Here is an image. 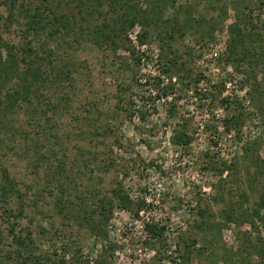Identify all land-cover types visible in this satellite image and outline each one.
Wrapping results in <instances>:
<instances>
[{"label":"rangeland","instance_id":"1","mask_svg":"<svg viewBox=\"0 0 264 264\" xmlns=\"http://www.w3.org/2000/svg\"><path fill=\"white\" fill-rule=\"evenodd\" d=\"M179 1L191 4L198 0ZM74 5L73 0L61 1L65 12H75ZM197 10L208 20L203 0ZM0 14L6 15L2 6ZM76 19L86 24L77 13ZM22 22L17 15L10 22L2 19L0 38L18 44ZM230 22L229 11L211 39L203 35L208 32V24H204L199 32H187L173 41L172 49L181 63L178 73L184 78L174 76L170 82L159 73L162 64L154 37L141 46L133 40L138 27L128 32L138 63L129 60L124 51L94 46L81 31L76 32L78 43H49L74 69L71 82L63 85L69 95L67 105L58 106L53 114L52 104L58 98L51 90L32 103L34 112L26 106L17 108L0 126V177L5 169L21 191H27L25 216L16 220V232L31 231L34 251L48 257L47 263L95 264L103 255L108 264H167L153 258L158 249L174 260L173 264H180V249L186 242L192 252L184 264H223L213 260V249L234 254L254 238L256 232L241 218L227 223L219 233L208 227L211 221H221L222 211L233 209L238 214L244 207L251 208L264 187V174L254 171L242 153V145L249 143V155L256 153L264 159V126L251 105L242 74L224 60ZM157 77L162 81L159 88L171 87L166 96L160 91L159 98L154 96ZM223 97L237 99L243 107L238 135L223 127L224 117L232 112L220 102ZM106 127L109 131L99 134ZM176 130L187 136L186 145L172 144ZM254 141L257 144H252ZM86 156L92 164L110 160L112 165L107 171L97 166L86 171ZM59 160L75 181L70 180L76 192L89 189L97 199L109 197L111 188L121 183L132 201H143L139 218L114 208L104 232L98 235L56 215L49 194L36 208L31 203L32 191L45 185L46 176ZM222 163L225 172L220 176ZM50 189L56 193L53 185ZM242 193L247 201H242ZM17 204L11 202L12 207ZM200 209L207 211L206 218L200 216ZM261 216L258 231L264 242V210ZM148 220L164 227L162 242L146 237L143 222ZM5 227L0 222L3 235ZM191 240L196 241L194 245ZM7 241L4 237L0 244L3 253L12 248L7 247ZM255 261L250 257L251 263Z\"/></svg>","mask_w":264,"mask_h":264},{"label":"trees","instance_id":"2","mask_svg":"<svg viewBox=\"0 0 264 264\" xmlns=\"http://www.w3.org/2000/svg\"><path fill=\"white\" fill-rule=\"evenodd\" d=\"M62 0H0V6L4 7L6 15L0 14L2 19L10 22L19 16L21 24V40L18 44L9 43L0 38V126L4 125L7 117L22 106L29 107L34 101L45 97V93L52 90L57 95L52 104L53 114L57 107L67 105L68 93L63 87L65 82H71L74 72L72 63L64 62L56 55V51L49 45L52 40L71 45L78 43L77 31H81L86 40L97 47L107 46L114 52L124 51L127 58L134 63L140 59L135 55L134 48L128 39V32L138 27L135 34V42L141 46L149 37L157 41V59L161 69L159 73L165 75L170 82L175 76L178 80L184 75L178 73L179 63L176 53L172 49V42L182 37L187 32H199L201 26L208 24V32L203 34L211 39L217 28L222 25L224 19L231 12V22L227 25V40L224 60L234 70L243 76V82L248 87L251 105L257 110L264 126V78L259 74L264 72V0H203V7L208 10V20L201 15L197 8L200 0L188 4L189 1L179 0H73L74 10L65 12L61 9ZM76 13L82 21L78 22ZM72 37L71 40L68 38ZM68 40V41H67ZM177 72V73H176ZM199 77L193 79L196 83ZM155 95L159 98L160 91L164 96L171 87L161 86L162 81L155 78ZM138 84V83H137ZM59 93V94H58ZM220 102L232 112L224 117L223 127L226 132L233 131L238 135L243 124V107L239 100L223 97ZM34 112V108H30ZM109 131L108 127L101 130V135ZM52 138L57 135L52 133ZM172 144L186 145L187 136L179 130L171 136ZM252 144H257L255 141ZM249 143L242 145L243 157L259 174H264V159L255 155H249ZM213 162V161H212ZM86 156L83 160V168L91 171H107L112 161H103L95 165ZM92 166V167H91ZM217 173L225 172V164ZM0 181V222L6 225V234L3 235L0 228V244L4 237L9 238L6 245L11 249L3 250L0 247V264H54L48 257L36 254L34 251L35 240L31 231L25 234L16 232V220L25 216V201L27 191H21L14 179L4 169ZM65 170L63 160L57 161L53 170L46 176L45 185H37L32 191L31 203L37 208L38 203L46 196H52L53 208L67 224L79 223L86 226L94 234L102 235L104 228L111 217L114 208L126 211L134 218H139L138 213L143 208V201H132L124 191L121 183L117 182L110 190V196H102L97 199L94 191L89 189L76 192L73 190ZM75 184V181H73ZM56 193L53 194L50 186ZM72 194H75L72 199ZM245 193L241 194L242 201ZM18 202L12 207L11 202ZM247 201V200H246ZM264 210V187L258 193V200L251 208L241 210L236 214L233 209L222 211L221 221H211L208 227L215 228L219 233L227 223H237L243 219L251 229L256 232L253 239L245 242L234 254L226 250L213 249L212 255L215 262L223 264H264V242L260 238L258 224L262 221L261 211ZM200 216L206 218V210L200 209ZM212 216V214H210ZM209 217V215H208ZM207 221H205V224ZM203 223V222H202ZM143 230L151 242H162L164 227L153 220L143 222ZM191 240V244H195ZM4 247V246H3ZM180 264L188 262L191 257L190 245L183 242L180 249ZM236 256V260L233 256ZM255 257L256 263L250 262V257ZM158 257V258H157ZM153 258L164 260L167 264H173L170 257L161 255L155 249ZM95 264H108L104 256L99 255ZM157 264V263H153Z\"/></svg>","mask_w":264,"mask_h":264},{"label":"built area","instance_id":"3","mask_svg":"<svg viewBox=\"0 0 264 264\" xmlns=\"http://www.w3.org/2000/svg\"><path fill=\"white\" fill-rule=\"evenodd\" d=\"M133 40L135 41V37H133ZM212 43H209L207 46L209 47V48H211L212 47Z\"/></svg>","mask_w":264,"mask_h":264}]
</instances>
